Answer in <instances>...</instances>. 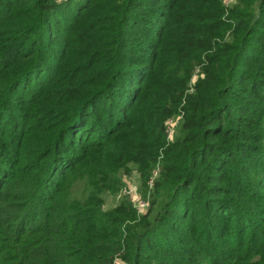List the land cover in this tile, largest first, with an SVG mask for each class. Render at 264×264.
I'll use <instances>...</instances> for the list:
<instances>
[{"label":"trees","instance_id":"16d2710c","mask_svg":"<svg viewBox=\"0 0 264 264\" xmlns=\"http://www.w3.org/2000/svg\"><path fill=\"white\" fill-rule=\"evenodd\" d=\"M119 259L264 264V0H0V264Z\"/></svg>","mask_w":264,"mask_h":264},{"label":"rangeland","instance_id":"374dc122","mask_svg":"<svg viewBox=\"0 0 264 264\" xmlns=\"http://www.w3.org/2000/svg\"><path fill=\"white\" fill-rule=\"evenodd\" d=\"M226 2H230L232 0H224ZM192 78V77H191ZM193 79H195V76H193ZM192 80V79H191ZM180 119V114H177L173 117V120L170 121V130L168 137H173L174 130L177 126V122ZM128 168L129 170L124 172H121L122 176V184H120V189L118 188L116 191H110L107 192L105 195V207H111L115 203H117L120 199L124 198L123 196H126L125 198L127 200H130L134 203L135 206H137L138 201H145L141 196L143 195V187L142 182L140 178L139 171L136 169L134 163L128 162ZM124 189L125 193H122L120 190ZM120 191V192H119ZM146 205L142 206V209L137 206V209L141 212L145 210ZM119 264H128L125 260H118Z\"/></svg>","mask_w":264,"mask_h":264},{"label":"built area","instance_id":"2783aa9c","mask_svg":"<svg viewBox=\"0 0 264 264\" xmlns=\"http://www.w3.org/2000/svg\"><path fill=\"white\" fill-rule=\"evenodd\" d=\"M170 121H171V119H169V123H170ZM168 127H169V125H168ZM169 130H170V127H169ZM121 192H122V193H125V190L122 189ZM145 205H147V202H146V201H141V202H140V200H139L138 203H137V206H138L139 208H141V209H142V206H145Z\"/></svg>","mask_w":264,"mask_h":264}]
</instances>
